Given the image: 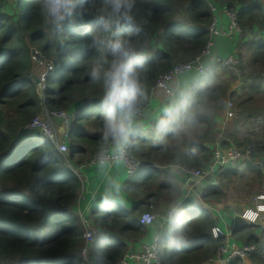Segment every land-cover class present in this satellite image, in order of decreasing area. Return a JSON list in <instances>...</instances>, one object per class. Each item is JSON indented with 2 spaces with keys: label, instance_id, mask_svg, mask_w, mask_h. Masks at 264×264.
I'll return each instance as SVG.
<instances>
[{
  "label": "trees",
  "instance_id": "trees-1",
  "mask_svg": "<svg viewBox=\"0 0 264 264\" xmlns=\"http://www.w3.org/2000/svg\"><path fill=\"white\" fill-rule=\"evenodd\" d=\"M8 1L0 0V264H10L11 259H17L18 264H71V258L67 254L69 246L73 252L84 247V225L73 215L77 210V198L82 185L67 165L66 158L56 151L52 141L43 138L39 130H28L30 122L42 110L41 91L36 85L32 71L45 60H53L54 66L60 69L46 79L44 100L48 108L68 110L74 117L75 129L69 140L70 161L75 155L82 156L83 160L86 153L92 150L94 153L93 145L97 143L99 131H88V126L100 125V91L97 86L81 83L76 70L62 62L61 55L64 50L58 51L53 46L54 40L49 38L36 16L32 0H13L16 2V11L11 9V5H7ZM212 5L218 9L227 6L237 15L241 37L238 43L240 51L236 55L240 64L242 63L237 69H249L241 54V48L245 45L251 53L250 63L261 65L260 68H254V79L248 85H242L240 92L233 89L235 85H231L234 83H224L221 80L218 66L199 74L193 81L192 86L197 92L198 103L203 102V109L197 114L198 127L192 132L191 140H185L181 144L182 153L190 152L192 147L197 149L195 158L182 160V165L190 169L195 166L204 168L209 164L213 149L208 143L213 137H222V149L248 144L253 148L254 158L264 154V143L239 135L236 131L238 128H235L238 120L234 121V125L230 118L225 119L223 108L227 98H237L238 107L243 110L237 112L235 108V115L251 119L256 115L248 113L246 107L255 104L261 96V101L264 99V1L150 0L148 6L153 15L150 18L149 31L152 59L148 71V88L152 96L153 87L161 75L175 65L191 62L202 54L212 39L210 27L216 16ZM257 33L262 34L263 39H257ZM32 46L40 47V51L37 49L38 51L34 52L36 47ZM73 55L82 59L88 53L78 48ZM213 105L223 108L219 114V109ZM221 115L225 123L217 124L218 117L222 118ZM262 119L264 120V117ZM140 135L143 136L141 133ZM169 155L149 145V155L143 146V151L135 157L140 158L141 163L145 165L150 164V156L169 160ZM254 158L240 161L229 169L219 170L220 172L213 175L212 181L219 174L220 184H223L227 180L242 179V176L250 173L254 174L251 175L253 178L258 176L263 180L264 160L263 163H258L257 159L256 163ZM144 165L138 171L139 182L130 180L129 185L134 183L142 188L149 184V191L163 196L179 195L182 192L177 191L179 187L175 185L174 188L171 182H158L160 169L149 166L150 169L153 168L152 171H142L147 168ZM37 176H49L58 180L64 203L63 208L52 211L42 224L41 213L35 210V205L29 199ZM152 184L157 186L156 190L151 187ZM200 195L193 205L184 208L190 228L188 245L180 251H171L164 255L161 258L162 264H200L217 258L220 247L226 244L225 236L215 238L212 234L215 225L225 229L224 221H217L215 217L218 209L213 207V210H210L205 206V203L214 206L222 202L226 198L223 188L212 182ZM137 208L134 207L130 212L122 211L114 219V224L118 222L121 225L120 234L123 235L126 230L139 231L143 227L139 219L137 221L131 218L132 211ZM227 208L225 218L228 214H233L232 209ZM89 213L92 224L97 228L98 213L94 207ZM225 220L230 225L228 230L233 226L231 231H228L231 232L230 241L240 245H255L256 249L248 255L255 264H264L262 223L241 219L233 222L231 219ZM123 242L122 238L113 234L110 241L111 254L108 258L110 264H118L128 253L127 244ZM238 260L242 259L239 257L232 263Z\"/></svg>",
  "mask_w": 264,
  "mask_h": 264
},
{
  "label": "clouds",
  "instance_id": "clouds-1",
  "mask_svg": "<svg viewBox=\"0 0 264 264\" xmlns=\"http://www.w3.org/2000/svg\"><path fill=\"white\" fill-rule=\"evenodd\" d=\"M149 2L32 0L36 16L46 34L54 40L53 46L58 51L64 50L62 62L76 70L81 83L97 86L100 91L99 133L91 161L94 170L91 206L98 213V226L91 245L76 252L69 246L67 254L71 264H110L114 219L127 210L130 199L127 181L133 178L135 156L143 151L145 143L170 154L164 169L169 182L184 175L181 166L184 158L197 156L195 147L190 152L182 153L181 150V144L190 141L192 132L198 127L197 114L203 109V102L198 103L197 92L187 78L188 66L175 70L179 76L171 80L164 98L153 106L148 88L152 59L149 31L153 15ZM78 48L86 50L88 55L78 59L73 55ZM34 130L37 129L31 131ZM81 183L83 192L82 179ZM59 184L49 176H37L34 180L29 199L41 213L40 224L52 211L64 207ZM90 209L86 218L92 223ZM139 220L154 231L151 253L154 258L180 251L189 243L190 228L180 199L171 200L160 212L145 209ZM82 223L84 225V221ZM84 228L86 231L85 225ZM83 239L85 246L84 235Z\"/></svg>",
  "mask_w": 264,
  "mask_h": 264
},
{
  "label": "rangeland",
  "instance_id": "rangeland-1",
  "mask_svg": "<svg viewBox=\"0 0 264 264\" xmlns=\"http://www.w3.org/2000/svg\"><path fill=\"white\" fill-rule=\"evenodd\" d=\"M261 1L263 2L264 0H261ZM7 5H11V9L16 11V2L15 1L9 0L7 2ZM10 22L12 23L13 21L10 20ZM255 36L257 39H263V36L260 33H257ZM256 38H254V39H256ZM32 47H36V49H33L34 52H37L38 50L40 51V47H38V46H32ZM238 51H240V49H238ZM241 54L244 57L243 59L248 64L249 69L243 70L242 67H240L241 70H238L236 68L242 64V63L240 64V59L237 56L239 63L236 67H233L235 69L231 68L232 67L231 66V67L225 68V70H222V75L225 77L224 83H229V84L237 83L238 85H243V86L245 85L246 86L254 79V70H255L254 68H260L261 64L258 63L259 66H257V65H254L255 63L254 64L250 63L251 62V59H250L251 53H250V50H249L247 45H245L241 48ZM247 56H248V58H247ZM52 62L54 63L53 60H52ZM52 62L49 61V65L47 66L46 60H45V61L39 63L38 66L32 71V73L34 72L33 78L35 77V78L39 79V83H37L36 85L40 88V91H41L40 96H41V100H42V103H41L42 110L40 111V113L37 116L41 115L42 118L46 122H48V121L51 122V126H52L53 131H54V140L53 141L51 139H49L47 135H44L41 130H40V132H41L43 138H47V139L52 141L56 151H59L66 158V163H67V165L70 164L69 166L71 168L72 165L76 163V162L71 163L69 161V159H70L69 153L71 154V151L69 150L68 152H61L59 147H58V144L62 143L65 140V137L67 134L68 135L70 134V136H71V133L75 129L73 123H72L70 128H67L64 125V121L62 119L56 120L54 117L48 118L47 116H45L46 110L50 109V108H48V106L44 100L45 90H46V86H47V80L43 81V77L45 75H47L46 76V79H47V78L52 76L54 71L58 72L60 70L56 66L54 67ZM51 65L53 67H50ZM51 68L52 69L54 68V69L50 70ZM262 98H263V96H261V98L255 104H252L251 106L246 107V109H248V113H254V115H256L251 119H247L246 116L239 117V115L238 116L235 115V108L237 109V112L243 110V108L238 107L239 102L237 101V98H234L232 100L229 97L226 102L227 103L232 102L234 115L228 117V114L226 111L225 119L230 118V121H232V124H234V121L238 120V122H236V123H238L237 126L236 127L233 126V127L238 128V129H236V131L239 133V135H244L250 139H253L254 141L264 143V120L262 119L264 117V99L261 101ZM226 102H225L223 108L226 106V104H227ZM209 108L213 109L212 107H209ZM214 108L219 109L218 114L223 109V108L220 109V106H214ZM55 110H58V109H55ZM68 113H70V112L68 111ZM225 119L223 118V121ZM73 120H74V117L72 115V122H73ZM94 125L92 124V125L88 126V131L95 132L96 129H98V131H99V127H95ZM141 134L144 135L143 132H141ZM68 146H70V144ZM93 146H95V145H93ZM250 146L251 145H248V144H246L245 146L234 145V147L240 148L242 151L251 150L252 152H251V159L250 160H252L254 158L253 157V148H251ZM92 157H93V150L86 153L85 158L83 160L88 163L89 161H91ZM75 158H77V157H75ZM254 159H255L256 163H257V159H258V163H263L264 154L261 155L260 157H255ZM198 168H200V167L194 168L193 170H196ZM219 175H216L214 178V181H212V182L215 185H220L223 188V191H224V194L226 195V198L222 202L217 203L214 206H210V205L205 203V206H207V208H209L210 210H213V207L218 209V212L216 213V216H215L217 221L222 220V219H231L233 221L234 220L239 221V219L244 220L243 219L244 212L247 209H252L253 211H257V210L262 211V212H259V217L256 221H260V223H262V225L264 226V178H263V180H260L258 176L256 178H253L251 175H254V174L250 173V174H246L245 176H242L243 177L242 179L241 178L240 179H234L232 181L227 180L223 184H220ZM211 178H213V176L207 177L206 179H211ZM80 181H81V179H80ZM172 196H173L172 194H169L168 196H164V197L169 199V198H173ZM258 206H260V207H258ZM227 207H230L232 209L233 214L228 215V217L225 218L224 217L225 213L228 212ZM219 209H221V210H219ZM160 211H162L161 207L159 210H156L155 208L153 209V212H160ZM138 212H139V218H140V215L143 211L140 210ZM78 216L79 217L77 218V220L80 222H83L81 219V213L80 212L78 213ZM246 216L253 218L254 215H252L251 213H248V214H246ZM246 220H248V219H246ZM248 221H250V220H248ZM244 222H246V221H244ZM91 225L96 230V227L92 223H91ZM235 225H237V224H235ZM120 227H121V225L118 222H115L116 231H120ZM147 228H149V227L147 226ZM212 234L215 235L213 232V229H212ZM118 236L120 238H122V240L124 242H126L127 244H131L132 241H129V239H128L131 237L130 234H126V235L123 234L122 235L119 233ZM140 237L142 238V241H140L141 242L140 248L139 249H133L132 248L133 245L131 244L130 249H129L130 245L127 246L128 254H139L143 250V248L145 247L146 244L153 242V241H149V238L145 237L144 234H141ZM229 239H231V232H230V235L226 237V243H229L230 245H234L233 247L241 246L240 244H237L236 242L232 243ZM238 258H235V259H238ZM235 259H232L229 264H231L232 261ZM241 259L242 260H238L236 263L233 262L232 264H255L251 260L249 255H247L246 257L241 258ZM215 261H219L221 264H226L225 262H223L222 260H219L217 258L215 259ZM9 263L10 264H18L19 261L17 259H11ZM158 264H162L161 258H160V261ZM200 264H212V263L208 262V260H206Z\"/></svg>",
  "mask_w": 264,
  "mask_h": 264
},
{
  "label": "built area",
  "instance_id": "built-area-1",
  "mask_svg": "<svg viewBox=\"0 0 264 264\" xmlns=\"http://www.w3.org/2000/svg\"><path fill=\"white\" fill-rule=\"evenodd\" d=\"M213 10L217 13L218 8H215L213 5ZM225 7V6H224ZM225 10L227 11L229 18H230V24L228 28L225 30L220 27L218 17L215 16L213 24L210 27L212 39L207 44L206 48L203 50L202 54L198 56L195 60L188 62V63H182L175 65L171 70H169L167 73L161 75L155 86L153 87V92L155 90H161L165 91L166 86L171 82L172 79H175L179 76L178 73H176V69L178 67L182 66H188L191 71H195L199 74H203L210 70L211 66L218 65L222 68H228V67H236L239 63V60L237 58V55L235 53L228 54V55H219V54H213V48L215 46V39L220 36H229L231 33H241V28L238 23L237 15L236 13L230 11L227 6L225 7ZM46 65H49V62H46ZM54 66V65H53ZM52 65L50 67H53ZM238 68V67H236ZM54 69V68H53ZM52 68L50 70H53ZM235 69V68H233ZM237 70V69H236ZM45 75L43 77V81L46 80ZM227 114L228 117L233 116V104L232 102L227 103ZM45 116L48 118L54 117L56 120L62 119L64 121V125L67 128H70L72 125V115L68 113L67 110H55V109H47L45 112ZM28 129L33 130H41L44 135H47L49 139L52 141L54 140V131L51 126V122H46L42 116H36L31 123L28 125ZM70 139V134L66 135L65 140L62 143L58 144V147L61 152H68L70 150L68 140ZM251 150H245L242 151L240 148H228V149H222V147H219L214 150L212 154V160L209 162V164L204 168H198L192 172L194 177L196 179H203L207 177H211L214 174L220 172L219 170H225L229 169L233 166H235L240 161H249L251 159ZM93 158V157H92ZM136 158V157H135ZM92 161V159H91ZM91 161L85 164H81L78 166H72V170L75 174H77L81 178V172L83 168L87 165H91ZM137 163L133 166V177L138 173V170L140 169L142 163L140 160L136 158ZM92 166V165H91ZM85 191L81 192L78 200H77V207L79 209V212L81 213V217L83 218L84 225L86 227V231L84 233L85 238V246L91 245L93 239H94V233L95 229L92 227L91 223L86 218V212L90 209V205L83 206V202L86 199ZM260 207V206H258ZM258 211H253L252 209H247L243 214V219L252 220L253 222H256V220L259 217ZM251 213L253 218H250L246 216V214ZM225 224L228 222L225 219H222ZM141 224V223H140ZM142 225V224H141ZM145 226V225H144ZM213 232L215 238H219L221 236H229L230 233L223 229L219 225H215L213 227ZM154 242V241H153ZM153 242H150L145 245L143 250L139 254H129L124 258L122 261L119 262V264H158L160 259L154 258L152 256V244ZM234 245H230L229 243H226L222 247H220L217 259L222 260L226 264H229L232 259L235 258H244L249 253L253 252L256 247L255 245H241L238 247H233ZM216 258H211L208 261H215Z\"/></svg>",
  "mask_w": 264,
  "mask_h": 264
},
{
  "label": "crops",
  "instance_id": "crops-1",
  "mask_svg": "<svg viewBox=\"0 0 264 264\" xmlns=\"http://www.w3.org/2000/svg\"><path fill=\"white\" fill-rule=\"evenodd\" d=\"M216 16L218 17L220 27L226 30L230 24V18H229L227 11L225 10V7L218 9ZM240 37L241 36L239 35V33H235V32L231 33L229 36L217 37L215 39V46L213 48V54L214 55L219 54V55L225 56V55L232 54V53H238V49H239L238 43H239ZM215 66L216 65L213 64L211 66V69ZM222 70H225V68H218V73L221 72V75H222ZM199 76L200 75L195 71H191V72L187 73V78L190 80L191 83H193V81H195ZM221 80L225 81V77L223 75L221 76ZM233 85H235V86H233ZM231 86H233L234 90H237L239 92L242 89V85H238L237 83H234ZM152 98H153V106H155L156 104L159 103V101H161L164 98V91L155 90L152 94ZM227 100H228V98H227ZM224 111L226 113L227 104L224 107ZM221 117L222 118L218 117L217 124H224L225 123L223 121V115H221ZM216 131H215V133H216ZM213 132H214V130H213ZM220 135H223V134H220ZM221 138L222 137H218V138L213 137L211 142L208 143V146L213 149V152L215 149L221 147V145H220V139ZM144 147L146 149V154L149 155V144L145 143ZM79 156L80 155H75L72 158L73 159L72 161H70V159H69V161L71 163L76 162L72 166H78V165L87 163L86 161L81 160L83 158L82 156H80V159H79ZM75 157H77V158H75ZM138 159L141 160L140 158H138ZM210 159L212 160V156ZM168 161L169 160H166L164 157L151 158V156H150V164H145V165L143 164L147 168H145V170H142V171H147L145 173H149L150 171H152L153 168L150 169L149 166H153L155 168H158V169H160V173H161L159 175L158 182H160V183L169 182V177L164 172V169L168 165ZM181 166L184 169V175L181 176L179 179H173L171 181L172 184L177 185L180 189H182V192L179 193V195H173V198L167 199L162 194L156 195L152 190L149 191V184L146 185L145 187L139 188L138 186H135L133 183V185H130V187H129L130 199H129L128 204H127V210L124 212H130L134 207H138L135 211H132V213H131V218L138 221V219H139V212L138 211H140V210L144 211L145 209H148V208L151 211H153L154 208L156 210H159L160 207H161V210H163L168 205V203L174 199H180L181 200L183 198L182 203H183L184 208H186V206L193 205L194 201H197V199H199L201 197L200 194H202V192L206 189V187L209 184H212V178L211 179H206V178L196 179L194 177V175L192 174V172L194 171L193 170L194 168H197L199 166H195L192 169H190L189 167H187L184 164ZM153 176H154V174H153ZM138 177H139V172L131 179V181H133V182L135 181L138 183L139 182ZM77 178L80 180L79 177H77ZM81 179H82V182H83L84 187H85L84 194L86 197V199L84 200L82 205L83 206H86V205L91 206V185L94 182V170H93V167L91 165H87L83 168V170L81 172ZM127 182H129V181H127ZM151 187L154 188V190H156L157 186L155 184H152ZM92 208H93V205L91 206V209ZM78 213L79 212L77 210L73 213L75 218L79 217ZM90 215H89V217H90ZM228 215H230V214H228ZM232 222H233V220H232ZM139 223H140V220H139ZM228 227H230L229 223L225 224V230L231 231V229L233 228V226H232V228L228 230ZM114 234H117V235L119 234V231H116V228H115ZM126 234H130V236H131L128 239H129V241H132L131 244L133 245V247H132L133 249H139L140 248V246H141L140 241H142V238L140 237L141 234H144L145 237L149 238V241H154V239H153L154 238V231L150 228H147V226L141 227L139 229V231L126 230L124 235H126ZM131 244H127V246L130 245L129 249L131 247ZM208 262H210V261H208ZM211 263L212 264H221L219 261H211Z\"/></svg>",
  "mask_w": 264,
  "mask_h": 264
},
{
  "label": "water",
  "instance_id": "water-1",
  "mask_svg": "<svg viewBox=\"0 0 264 264\" xmlns=\"http://www.w3.org/2000/svg\"><path fill=\"white\" fill-rule=\"evenodd\" d=\"M34 80H35L36 84L39 83V79L34 77Z\"/></svg>",
  "mask_w": 264,
  "mask_h": 264
}]
</instances>
